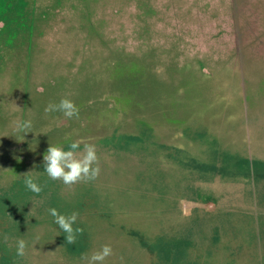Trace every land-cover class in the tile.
I'll use <instances>...</instances> for the list:
<instances>
[{"label": "rangeland", "instance_id": "obj_1", "mask_svg": "<svg viewBox=\"0 0 264 264\" xmlns=\"http://www.w3.org/2000/svg\"><path fill=\"white\" fill-rule=\"evenodd\" d=\"M6 1L0 217L7 244L27 243L17 264H86L105 244L104 264H264V180L234 174L240 160L264 164V0ZM115 60L154 74L135 110L112 93ZM65 97L79 118L45 113ZM29 119L23 139L14 124ZM77 140L96 145L99 177L50 180V143ZM30 171L39 195L24 185ZM50 208L79 213L85 253L67 251Z\"/></svg>", "mask_w": 264, "mask_h": 264}, {"label": "clouds", "instance_id": "obj_2", "mask_svg": "<svg viewBox=\"0 0 264 264\" xmlns=\"http://www.w3.org/2000/svg\"><path fill=\"white\" fill-rule=\"evenodd\" d=\"M44 111L46 114L61 112L67 119L79 118V108L73 100L67 97L62 98L58 103L49 102ZM32 128L33 124L30 119L17 120L14 124V132L20 134L23 139L24 134L33 132ZM81 143L79 140L74 141L67 148L50 143L43 156L44 172L50 180L60 181L65 186L72 187L78 183L94 181L99 177L101 171L100 158L97 154L96 145L83 143V148L81 149ZM22 176L24 185L29 191L36 195L43 191L42 186L32 176V171ZM48 212L54 218V222L65 233V242L67 244L76 243L78 236L84 232L83 228L76 226L79 213L72 211L68 214H62L56 208H50ZM4 239L7 240V236ZM26 248V241L19 239L16 243V256L23 257L26 254ZM113 254L111 245L105 244L90 256L84 254L81 259L86 261V264H104L106 259Z\"/></svg>", "mask_w": 264, "mask_h": 264}, {"label": "trees", "instance_id": "obj_3", "mask_svg": "<svg viewBox=\"0 0 264 264\" xmlns=\"http://www.w3.org/2000/svg\"><path fill=\"white\" fill-rule=\"evenodd\" d=\"M113 64L109 70L113 81L110 85H113L112 93L115 99L119 101L120 97L125 98V101L130 103V107L133 110L139 108L140 102L138 101L143 99L142 96L155 92L157 82L154 74L151 69H147L138 61L123 62L115 60ZM202 168L207 169L209 166L203 165ZM234 174L245 179L264 180V164L256 160H240L237 165L235 164ZM6 224V221L0 217V264H17L19 257L15 254L16 246H10L3 240L6 233ZM56 227L59 228L58 226ZM61 235L67 251L73 256H80L87 250L86 242L88 239L85 230L82 235L78 236V238H82L84 241H76L74 244H67L65 242V233L63 231ZM141 239L152 255L158 254L160 249L164 253L165 258L170 259L171 250L168 246L158 245L156 241L151 244L149 243L150 239L146 236Z\"/></svg>", "mask_w": 264, "mask_h": 264}, {"label": "flooded vegetation", "instance_id": "obj_4", "mask_svg": "<svg viewBox=\"0 0 264 264\" xmlns=\"http://www.w3.org/2000/svg\"><path fill=\"white\" fill-rule=\"evenodd\" d=\"M5 2H7V1L6 0H1V2H0V14H2V12H6L7 11L6 3ZM9 6L11 7V4Z\"/></svg>", "mask_w": 264, "mask_h": 264}]
</instances>
